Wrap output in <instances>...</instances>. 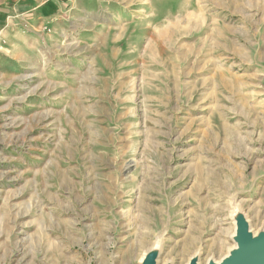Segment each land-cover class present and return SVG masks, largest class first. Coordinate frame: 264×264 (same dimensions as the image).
Returning <instances> with one entry per match:
<instances>
[{
	"label": "rangeland",
	"instance_id": "obj_1",
	"mask_svg": "<svg viewBox=\"0 0 264 264\" xmlns=\"http://www.w3.org/2000/svg\"><path fill=\"white\" fill-rule=\"evenodd\" d=\"M24 1L0 0V264H220L264 234V0L16 25Z\"/></svg>",
	"mask_w": 264,
	"mask_h": 264
},
{
	"label": "water",
	"instance_id": "obj_2",
	"mask_svg": "<svg viewBox=\"0 0 264 264\" xmlns=\"http://www.w3.org/2000/svg\"><path fill=\"white\" fill-rule=\"evenodd\" d=\"M245 223V222H241ZM238 231V246L230 256L220 264H264V234L258 238H252L245 225H241ZM149 258H153L151 255ZM146 264H155L154 261ZM191 264H195L193 261Z\"/></svg>",
	"mask_w": 264,
	"mask_h": 264
},
{
	"label": "crops",
	"instance_id": "obj_3",
	"mask_svg": "<svg viewBox=\"0 0 264 264\" xmlns=\"http://www.w3.org/2000/svg\"><path fill=\"white\" fill-rule=\"evenodd\" d=\"M50 1L57 2L60 0H44V1L39 0L38 2L24 1L22 3L14 4L10 11L11 20H14L16 22V25H19L21 22H25L26 24H28L27 22L31 21L34 15L39 13L42 14L43 13L42 11H45V8H43V6ZM65 1H69V0H65ZM1 14L2 12H0V15Z\"/></svg>",
	"mask_w": 264,
	"mask_h": 264
},
{
	"label": "bare ground",
	"instance_id": "obj_4",
	"mask_svg": "<svg viewBox=\"0 0 264 264\" xmlns=\"http://www.w3.org/2000/svg\"><path fill=\"white\" fill-rule=\"evenodd\" d=\"M241 225H245V223H241ZM189 243H190V242H189ZM238 248H239V246L237 247V249H238ZM152 249H153V248H152ZM152 249H151V250H152ZM158 249H159V248H158ZM152 254H153V253H152ZM193 261H194V258H193V259L191 258V262H193Z\"/></svg>",
	"mask_w": 264,
	"mask_h": 264
}]
</instances>
